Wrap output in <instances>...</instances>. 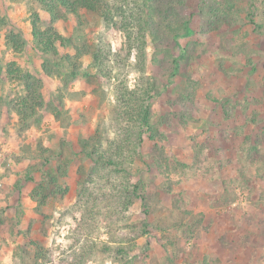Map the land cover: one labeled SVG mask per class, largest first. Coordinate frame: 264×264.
<instances>
[{"label": "rangeland", "instance_id": "374dc122", "mask_svg": "<svg viewBox=\"0 0 264 264\" xmlns=\"http://www.w3.org/2000/svg\"><path fill=\"white\" fill-rule=\"evenodd\" d=\"M26 1L0 0V264H123L114 247L122 245L116 235L127 210L114 200L115 181L101 170L87 183L88 204L81 202L91 167L81 146L100 130L110 138L123 134L116 93L126 84L144 85L147 77L158 86L153 120L169 123L162 129L172 184L170 194L155 193L151 201L157 220L171 228L141 236L133 264H264V0L176 4L180 19L192 23L189 35L171 30L177 16L161 17L163 0L152 8L145 0H104L103 10L85 13L81 25L76 17L56 22L61 34L101 54L111 75L100 82L85 74L91 54L79 58L77 76L70 74V60L53 66L52 75L44 72ZM146 10L158 37L150 35ZM41 16L47 27L50 16ZM166 22L174 25L163 32ZM13 33L23 37L21 50L9 40ZM180 54L182 70L173 75L172 60ZM10 64L32 74L45 99L28 126L17 113L26 89L7 78ZM54 100L62 104L56 115ZM65 162L71 167L61 181L69 193L36 208L34 186ZM162 233L173 242L163 244ZM32 240L43 245V259Z\"/></svg>", "mask_w": 264, "mask_h": 264}, {"label": "trees", "instance_id": "16d2710c", "mask_svg": "<svg viewBox=\"0 0 264 264\" xmlns=\"http://www.w3.org/2000/svg\"><path fill=\"white\" fill-rule=\"evenodd\" d=\"M155 1L145 0V3L148 2L149 8H152ZM26 2H29L30 8L33 47L44 58L45 73L52 75L53 66H64L65 61L70 60L73 64L70 74L77 76L81 67L79 58L91 54L93 63L85 73L88 78L100 82L111 75L99 52H92L88 45L74 43L70 37L64 36L55 29L56 22L67 21L71 17H76L79 21L76 25H81L85 13L103 10L104 0H34L31 4L30 0ZM188 3L189 0L162 1L161 7L158 8L161 17L166 20L167 18L174 19L177 16L175 21L171 20L175 22V25L172 22L161 24L160 28H163V32L171 24V26L174 25L171 30L176 36L182 33L189 35L194 32L190 27L192 23L183 22L179 14L175 13L176 4L189 6ZM42 11L50 16L47 27H43ZM102 14L105 13L102 12ZM145 23L148 27L150 26V35L158 37L157 34L161 30L153 26L154 15L147 13ZM22 38L20 33H13L9 40L14 44L15 49L21 50L25 44ZM69 48H73L75 54H69L67 52ZM180 57L181 54L172 60V68L175 70L173 75L178 74V70H182V57ZM14 64L9 65L7 78L12 81H22L25 86L26 94H20L17 101V113L22 124L28 126L33 116L39 113L38 109L45 108L46 103L40 91V84L33 82L37 79L21 68L15 67ZM156 92H158L157 81L151 77H147L144 85H138L134 88L126 84L119 93H116L118 103L115 119L121 124L120 128H123V134H119L116 138H110L105 135L106 132L100 130L95 135H90L88 139L83 140L81 146L85 157L91 161V167L85 174L86 179L84 180V193H82L81 202L84 205L88 204L91 195L88 194L87 183L94 184V175L101 170L109 176L108 181H115L116 184L113 186L114 200L117 204H122L127 210V222L124 224V230L116 235L117 238L121 239L122 245L114 247V258L123 264H133L137 260V255H132L131 251L133 252L137 247V240L141 236L154 230L166 231L171 228L157 220L151 201L152 195L155 193L170 194L172 191V184L165 173V169L171 166L170 157L165 152L168 138L162 129L163 125H169V123H158L153 120L151 99ZM55 102L56 100H54ZM54 103L52 110L53 114L56 115L61 111L62 104ZM134 118H137L139 123L131 125L130 122ZM125 122H129V126H126ZM102 139L106 141V144L101 142ZM126 148L127 150H125ZM44 150L49 151L45 147ZM47 160L50 161V157ZM177 164L180 162L177 161ZM69 167H71V163L65 162L46 170L43 179L33 188L32 197L36 201V208H43L50 203V200L62 198L69 193V185H65V182L61 181L68 175ZM34 179L33 175L28 177V180L33 181ZM138 204V210L129 214L128 212ZM173 204L175 206L179 204L177 198H174ZM136 215L142 216V218L134 219ZM188 228L191 232V226ZM161 237L163 244L168 241L173 242V238L168 234L162 233ZM31 244L36 248V258L38 260L43 259L45 257L43 245L35 240H32ZM110 249L108 246L106 250L111 251Z\"/></svg>", "mask_w": 264, "mask_h": 264}]
</instances>
